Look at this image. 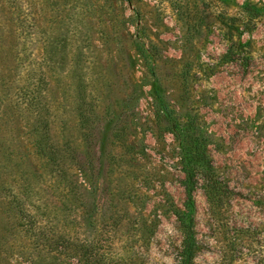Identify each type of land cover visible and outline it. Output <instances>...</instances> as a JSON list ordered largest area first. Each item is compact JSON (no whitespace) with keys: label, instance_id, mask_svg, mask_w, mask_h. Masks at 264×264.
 Here are the masks:
<instances>
[{"label":"rangeland","instance_id":"374dc122","mask_svg":"<svg viewBox=\"0 0 264 264\" xmlns=\"http://www.w3.org/2000/svg\"><path fill=\"white\" fill-rule=\"evenodd\" d=\"M178 211L264 264V0H0V264H176Z\"/></svg>","mask_w":264,"mask_h":264},{"label":"trees","instance_id":"16d2710c","mask_svg":"<svg viewBox=\"0 0 264 264\" xmlns=\"http://www.w3.org/2000/svg\"><path fill=\"white\" fill-rule=\"evenodd\" d=\"M245 7L239 11V14L245 12ZM190 145V144H187ZM185 156L183 158V172L185 175L184 188L187 200L191 201V191L193 182L198 176L203 179H211L212 165L205 155L201 152H193L190 146L185 147ZM178 219L183 229L180 249L176 264H194V258L200 251V243L195 236L194 224L191 216L185 212H177ZM93 264H96L93 262Z\"/></svg>","mask_w":264,"mask_h":264}]
</instances>
